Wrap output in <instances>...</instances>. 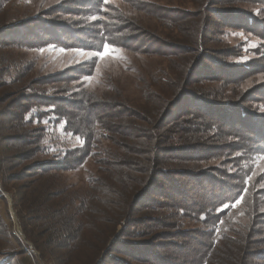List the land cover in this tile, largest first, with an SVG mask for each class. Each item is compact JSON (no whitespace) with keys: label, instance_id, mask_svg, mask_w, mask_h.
Masks as SVG:
<instances>
[{"label":"rangeland","instance_id":"obj_1","mask_svg":"<svg viewBox=\"0 0 264 264\" xmlns=\"http://www.w3.org/2000/svg\"><path fill=\"white\" fill-rule=\"evenodd\" d=\"M219 13L224 19H215ZM261 23L264 0H0V264H57L50 251L39 259L25 228L45 225L57 212L79 211L80 219V201L95 183L110 182L107 173L126 152L145 150L122 138L117 129L126 125L119 115L145 112L158 123L168 105L183 97L173 112L177 123L188 117L186 112L194 113L197 102L224 110L242 108L264 120ZM29 106L24 113L21 107ZM16 115L26 127H20ZM225 135L215 143L223 148L221 157H185L166 167L214 178L240 176L242 171L240 184L248 183L244 199L214 229L203 216L172 210L168 221L175 226L169 231L218 241L233 231L244 232L250 225L245 213H250L256 194L263 199L257 210L264 213V155L226 149L236 147L239 139ZM178 145L174 137L166 147ZM85 146L90 155L74 170L53 171L45 178L29 173L34 165H55L69 151ZM17 155L27 160L20 162ZM149 199L158 204L139 216L160 217L164 200L153 194ZM144 229L132 230L127 241L149 242L142 236ZM173 235L168 242L175 240ZM255 241L262 255L250 264H264V228ZM75 255V264H88L92 258L86 251ZM111 255L139 264L123 254ZM106 264L115 263L108 259Z\"/></svg>","mask_w":264,"mask_h":264},{"label":"trees","instance_id":"obj_2","mask_svg":"<svg viewBox=\"0 0 264 264\" xmlns=\"http://www.w3.org/2000/svg\"><path fill=\"white\" fill-rule=\"evenodd\" d=\"M220 14H214L216 20L224 19ZM248 20L250 24L255 22L252 16ZM216 67L220 69L223 66L217 64ZM182 98L174 105H168L158 123L153 115L145 112L143 116L135 115L133 111L128 112L127 116H118L120 122L126 125H120L117 129L122 130V138L130 144L142 145L145 150L126 152L127 157L107 173V179L112 180H99L95 183L93 192L80 201L79 210L84 213L80 219L79 211H72L69 215L57 212L49 215L45 225H34L32 230L25 228L29 242L34 250L39 252V259L44 260L50 251L57 264H75L72 262L77 260L75 254L86 251L92 253L88 264H106L108 259L115 264H126L111 257L113 253L123 254L127 259L139 264H250L262 255L256 250L258 243L255 241L264 228V213L260 214L257 210L261 207L263 199L258 194L256 195L259 199L256 195L251 198L255 203L250 201V213H245L247 219H250V225L244 232L233 231L231 237L221 236L218 241L215 238L208 240L207 236L198 233L195 235L169 231L175 226L168 221L173 218L172 210L178 213L180 210L188 211L195 218L203 216L206 226L216 228V225L228 216L231 206L244 199L248 183L240 184L243 180L241 176H245L242 171L240 176L227 178L207 175L198 177L190 172L180 173L167 169L168 163L183 162L185 157L195 161L196 158L208 161L221 157L223 148L215 147V143L223 134L239 139L236 147L226 145V149L264 155L263 119L250 115L242 108L235 107L240 112L234 108H229L228 111L197 102L198 108L194 113L186 112L184 116L188 117L177 123V120L173 119V112L184 101ZM31 100L32 98L26 99ZM31 108L21 107L24 113ZM163 108L165 103L161 109ZM231 111L233 114L237 112V115L227 116L226 113ZM3 114H0V118L4 117ZM17 120L20 127L27 126L23 118ZM113 132L118 133L115 130ZM174 137L179 138L178 148L166 147ZM25 140L27 142V139ZM85 147L69 151L64 159L55 165H34L29 169V173H42L45 178L53 171L74 170L90 155V150ZM0 159L1 162L2 155ZM15 159L24 162L27 157L17 155ZM34 193L35 191H31L30 195ZM151 194L164 200L159 203L164 204L162 213L159 214L160 217H140L139 214L144 208H150L157 203L156 200L149 199ZM248 199L250 200V197ZM137 227L145 228L142 236L149 239V242L127 241L132 236L131 233L133 234L132 230ZM170 235H173L177 242H168L167 237ZM66 257L69 259L67 263Z\"/></svg>","mask_w":264,"mask_h":264},{"label":"snow or ice","instance_id":"obj_3","mask_svg":"<svg viewBox=\"0 0 264 264\" xmlns=\"http://www.w3.org/2000/svg\"><path fill=\"white\" fill-rule=\"evenodd\" d=\"M100 2H101V4H104V3H107L108 0H100ZM103 47H104L105 50H107V51H111V49L109 48L108 45L105 44Z\"/></svg>","mask_w":264,"mask_h":264}]
</instances>
